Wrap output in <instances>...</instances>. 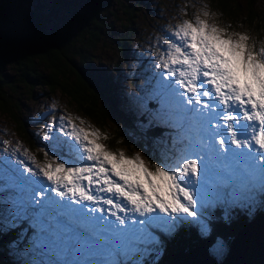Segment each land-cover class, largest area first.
I'll return each mask as SVG.
<instances>
[{
	"label": "snow or ice",
	"instance_id": "snow-or-ice-1",
	"mask_svg": "<svg viewBox=\"0 0 264 264\" xmlns=\"http://www.w3.org/2000/svg\"><path fill=\"white\" fill-rule=\"evenodd\" d=\"M202 15L174 26L155 65L177 151L151 164L110 150L83 120L53 115L43 138L57 150L41 149L43 162L27 149L16 159L21 207L41 242L58 235L73 244L57 264L73 254L84 264H154L179 224L207 233L206 209L264 204V44Z\"/></svg>",
	"mask_w": 264,
	"mask_h": 264
},
{
	"label": "trees",
	"instance_id": "trees-1",
	"mask_svg": "<svg viewBox=\"0 0 264 264\" xmlns=\"http://www.w3.org/2000/svg\"><path fill=\"white\" fill-rule=\"evenodd\" d=\"M105 1L108 2L104 5ZM257 1L245 0V7L239 0H209V3L231 26L240 24L258 33L263 25L256 9ZM114 2L89 0L86 6L94 4L90 9L83 7L81 13L72 14L58 30L53 22L58 19L63 1H48L44 5L41 1L34 4L32 0H0V114L12 121L17 134L32 151L35 152L33 135L21 107L13 103L11 96L20 84L28 92L36 89L49 92L48 96L60 93L79 115L108 137L104 143L112 151H126L129 156L140 151L151 164L156 163V154L145 150L143 143L134 140L120 125L118 119L123 118L131 122H135L131 117L139 119L147 127L145 145L151 139L159 143L172 140L173 132L158 120L159 107L150 94L156 75L151 87L138 94L130 93V87L121 79L129 76L128 71L124 72V65L134 57V41L146 29L141 17L149 8L148 4L143 0H123L112 10ZM8 71L18 80H9ZM158 71L148 67L142 72L148 75ZM237 212L245 220L231 233L232 240L245 225L262 214L250 219L253 217L248 212ZM224 217L212 224L211 231L218 238L227 234L225 228L231 217ZM14 234L20 238V231L8 236L0 231V264H18L2 260L5 250L15 240ZM174 242L177 249L169 247L159 264H172L181 252L198 246L210 248L212 244L209 236L188 230L183 235H175Z\"/></svg>",
	"mask_w": 264,
	"mask_h": 264
},
{
	"label": "rangeland",
	"instance_id": "rangeland-1",
	"mask_svg": "<svg viewBox=\"0 0 264 264\" xmlns=\"http://www.w3.org/2000/svg\"><path fill=\"white\" fill-rule=\"evenodd\" d=\"M32 1L34 4L41 1L44 5L48 1L51 3L54 2V0ZM61 1L65 4L59 9L60 13L58 19L53 22V26H57L58 30H61L63 24L72 18V14L76 12L81 13L83 7L90 9L94 5L91 3L86 6L89 0ZM118 1L123 0H115L112 10H116L118 7ZM143 1L146 2L149 7L146 8L145 13L141 17L142 25L143 27L146 26V29L138 36L139 38L134 41V57L128 60L124 65V72L128 71L129 76L121 78L122 81L130 87V93L138 94L151 87L150 84L154 75H156V77L152 86L155 87L156 94L158 93L159 73L161 70L158 71L155 65L159 58L158 53L165 48L163 42L171 35V31L177 23L183 19H193L194 15L197 13H200L201 18H204L202 13L208 11L210 16L207 19L210 24L215 23L218 27L226 28L229 33L238 32L249 35L251 37L250 42H255L257 48L264 44V0H258L256 4V9L263 25L258 33L247 26L242 27L240 24L231 26L225 20L223 21L222 18L218 16L217 11L210 5L209 0ZM107 2L108 1H105L104 5ZM239 3L245 7V0H239ZM148 67H152L158 72H150L148 75L144 74L142 71H146ZM7 75L8 79L11 81L18 80L12 71H8ZM153 90L154 88L151 87V94ZM47 94H49V92H40L36 89L33 92H28V90H26L21 84L17 85L16 92L11 94L13 103L18 104L21 107L22 115L28 122V130H30L34 139L35 152L32 151L31 146L17 134L16 127L12 121L6 116L0 114V162L5 161V159L11 161V163H0V231L3 236H8V233H16L19 231V227H23L21 229L20 238L18 234L13 235L15 236V240H13L9 244L7 250H5L4 257L2 258L3 261H14L18 264H57L58 260L64 259V257L59 254V251L65 247H73L70 238L58 235L50 237L47 245L41 242L38 237V230L33 221L28 218L31 213L29 212L25 215V210L21 207V192L16 181V177L20 175L17 169H22L23 166L16 164L15 161L16 159L25 160V157L22 154L23 150L27 149L32 155L36 156L38 161L41 162L44 161V154L41 149L49 151L50 153L57 150L56 143L53 141H45L43 138L44 130L49 126L53 115L57 120L60 116L66 118L71 116L75 119V122L78 125L79 121L83 120L85 122L83 125L84 127L90 125L93 129H96L87 119L79 115L74 110V107L69 100L60 93L51 96H48ZM159 108L158 113L160 115H158V120L166 124L168 128L173 131V138L170 142L162 141L159 143L156 140L151 139L148 145H145L148 142L146 138L147 127L140 122L139 119L131 117L135 122H131L124 118L118 119L120 125L124 126L127 131H129V134L134 137V140H140L143 143V148L145 150H149L151 154H156V163L164 158L165 153L168 152L169 149L175 152L178 150L179 146V142L175 135L176 129L168 122L165 115L167 109L162 107ZM52 134L57 135L55 132ZM5 141H8L9 143L5 145ZM102 142L104 143V141ZM17 146L21 148V153L13 155L14 149ZM137 152L132 155H135ZM140 153L142 155V152ZM126 155L129 154L126 153ZM149 167L151 166L149 165ZM219 208H223L227 211V219L231 217L228 228L223 226V228L226 229V237L218 238L210 229V231L207 232L210 233L209 238L212 241L210 248L205 246L196 247H205L208 250L210 257L215 260L216 264H222L225 261L230 252L231 243L233 241L230 237L232 235L231 233H233L239 225H243L245 220V218L240 217V214L235 212L232 213V211H235L236 208H238L243 212H248L250 217H256L258 214L263 213L264 204H262L260 199L257 198L249 207H228L222 205ZM18 216L19 219H17ZM198 226H200V224H198ZM222 231L224 232V229H222ZM26 239L27 243L25 244L24 240ZM22 241L25 245L21 243ZM169 247L174 250L177 249V245L174 241L172 243L167 241L165 244L163 242L161 251L155 257L154 264H159L166 257L167 249ZM188 252H190V250ZM188 252L185 253L187 254ZM146 258L151 259V257ZM87 259L88 257L77 256L75 254L67 257L69 264H76V262L84 264Z\"/></svg>",
	"mask_w": 264,
	"mask_h": 264
},
{
	"label": "water",
	"instance_id": "water-1",
	"mask_svg": "<svg viewBox=\"0 0 264 264\" xmlns=\"http://www.w3.org/2000/svg\"><path fill=\"white\" fill-rule=\"evenodd\" d=\"M261 242L264 243V214L252 220L238 232L231 243L230 252L222 264H264V257H261L262 254L264 255V245H261L259 248L256 247ZM257 249L259 250L257 251ZM199 251H204L205 253H199ZM254 256H258V259ZM251 257L254 258L250 259ZM186 263L216 264L205 247L193 248L187 254L181 252L172 262V264Z\"/></svg>",
	"mask_w": 264,
	"mask_h": 264
},
{
	"label": "bare ground",
	"instance_id": "bare-ground-1",
	"mask_svg": "<svg viewBox=\"0 0 264 264\" xmlns=\"http://www.w3.org/2000/svg\"><path fill=\"white\" fill-rule=\"evenodd\" d=\"M259 244H260V243H259ZM261 245H264V243L261 242V244L258 245V246H256V247L259 248ZM255 249H256V248H255ZM258 250H259V249H257V251H258ZM199 253H205V252H204V251H199ZM200 255H201V254H200ZM254 255H256V254H254ZM254 257H255V256H254ZM254 257H251L250 259H252V258H254ZM257 257H258V256H256L255 258L258 259ZM261 257H264V255L262 254ZM261 257L259 256V258H261ZM248 258H249V257H248ZM256 259H254V260H256Z\"/></svg>",
	"mask_w": 264,
	"mask_h": 264
}]
</instances>
